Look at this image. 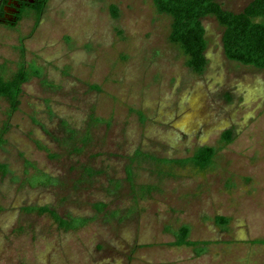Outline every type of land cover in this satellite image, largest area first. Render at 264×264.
Here are the masks:
<instances>
[{
    "label": "rangeland",
    "instance_id": "rangeland-1",
    "mask_svg": "<svg viewBox=\"0 0 264 264\" xmlns=\"http://www.w3.org/2000/svg\"><path fill=\"white\" fill-rule=\"evenodd\" d=\"M251 1L218 0L234 13ZM203 24L202 75L169 44L170 20L153 0H49L38 24L32 13L0 26V73L43 70L24 85L0 148L10 169L0 171V264H264L255 243L264 240V70L229 61L223 28L212 17ZM6 109L0 100V124ZM226 130L234 141L205 173L161 174L145 157L188 158ZM27 160L54 184L23 185ZM140 186L153 189L135 202ZM26 206L92 221L67 232ZM216 216L231 218L228 230ZM183 224L191 241L210 243L206 254L170 245Z\"/></svg>",
    "mask_w": 264,
    "mask_h": 264
},
{
    "label": "trees",
    "instance_id": "trees-1",
    "mask_svg": "<svg viewBox=\"0 0 264 264\" xmlns=\"http://www.w3.org/2000/svg\"><path fill=\"white\" fill-rule=\"evenodd\" d=\"M49 0H39L36 6L32 7V12L23 13L19 17V22L26 16L33 13L37 24L48 4ZM157 14L164 15L170 20V32L168 42L174 46L185 58V65L195 74L202 75L208 65L206 51L208 41L206 39V30L203 19L207 17L214 18L223 28L222 45L225 57L239 65L252 67L258 70H264V0H252L239 13L226 10L218 0H153ZM112 14L115 18L119 17V11L112 7ZM14 28L15 25H9ZM42 68L31 64L29 69L24 65L16 71L10 78H6L0 73V100L7 104V109L3 111L5 117L0 124V148L6 145V136L11 130V120L21 105V96L23 87L33 77L41 78ZM96 89H98L96 87ZM101 122V119H96ZM88 141L84 138L80 141L83 145ZM234 141L232 130H226L220 135L218 146H202L196 148L192 156L183 159L171 160L166 158H155L145 156L160 169L158 173L162 174L161 168L168 167L165 174L168 175L174 167H189L198 173H205L215 168L218 153L225 149ZM40 149L50 153L49 149L36 142ZM75 152L79 153L82 148L75 147ZM137 156H142L139 152ZM50 157H54L50 154ZM0 171L8 174L10 171L7 164H0ZM30 171H33L30 173ZM86 173L90 177L93 174L91 168H86ZM128 178L134 186V174L132 168L127 170ZM164 173V172H163ZM25 177L21 181L32 189L46 187L54 184L52 176L38 169L35 164L25 161ZM17 181L20 179H16ZM151 186H140L135 193L137 197L135 202L144 198L151 190ZM142 197H140V194ZM139 195V196H138ZM106 205L103 202L94 204L99 212L103 211ZM27 214H38L49 216L59 229L67 232H76L85 228L92 219L85 217H64L50 206H26L22 209ZM214 224L228 230L231 218L225 216H216L213 218ZM175 241L171 246L190 247L198 256L208 252L209 242H196L190 240L191 227L183 224L178 229L171 231ZM255 243L264 244V240H257Z\"/></svg>",
    "mask_w": 264,
    "mask_h": 264
},
{
    "label": "flooded vegetation",
    "instance_id": "flooded-vegetation-1",
    "mask_svg": "<svg viewBox=\"0 0 264 264\" xmlns=\"http://www.w3.org/2000/svg\"><path fill=\"white\" fill-rule=\"evenodd\" d=\"M38 1L39 0H0V26L18 25L19 17L23 13L32 12V7L36 6ZM25 17H28V15Z\"/></svg>",
    "mask_w": 264,
    "mask_h": 264
}]
</instances>
